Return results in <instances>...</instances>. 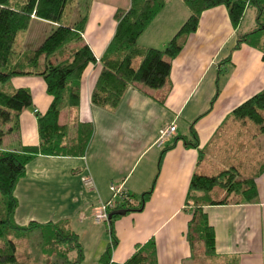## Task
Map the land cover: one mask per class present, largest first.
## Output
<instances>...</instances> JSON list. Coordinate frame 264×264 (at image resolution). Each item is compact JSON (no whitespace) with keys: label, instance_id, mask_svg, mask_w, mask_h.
Instances as JSON below:
<instances>
[{"label":"crops","instance_id":"crops-1","mask_svg":"<svg viewBox=\"0 0 264 264\" xmlns=\"http://www.w3.org/2000/svg\"><path fill=\"white\" fill-rule=\"evenodd\" d=\"M130 6L131 0H89L88 12L73 19L87 17L83 39L98 62L82 75L79 106L63 110L59 121L70 125L72 135L77 123H91L93 135L82 156L39 154L27 165L15 189L14 222L65 223L80 235L82 264H99L112 236L109 223L96 222L94 215L112 199L111 184L124 188L137 207L142 194L152 189L142 209L114 221L118 244L111 262L123 263L139 246L154 241L158 264H264V162L253 170L256 125L247 123L242 133L246 124L233 115L238 105L264 89V51L247 43L237 46L245 34L239 32L242 23L234 28L226 7L218 6L203 12L198 30L182 38L183 49L173 59L165 86L134 83L117 107L96 105L92 92L102 70L99 61L116 32V11ZM189 13L184 0H166L139 43L164 49ZM11 79L17 80L16 89L28 88L35 103L34 109L21 112L20 129L5 135L0 147L20 151L39 145L38 113H46L52 96L41 76ZM171 124L176 132L161 139V129ZM192 141L197 146L187 145ZM229 169L254 178L256 199L222 186L211 191L217 199L208 192L189 197L195 173L212 176ZM83 176H91L94 186H86ZM224 198L226 203L211 202ZM197 203L214 228L210 255L204 243L192 247L187 237Z\"/></svg>","mask_w":264,"mask_h":264},{"label":"trees","instance_id":"trees-1","mask_svg":"<svg viewBox=\"0 0 264 264\" xmlns=\"http://www.w3.org/2000/svg\"><path fill=\"white\" fill-rule=\"evenodd\" d=\"M79 0H0V82L7 83L20 75H36L44 78L47 92L52 96L46 113L38 111L39 145L24 146L20 151L0 148V264H25L20 260L19 243L38 238L41 252L48 255V264H82L84 250L80 235L65 223L31 222L21 226L14 222L18 206L15 189L26 174L27 165L39 154L51 156H82L86 153L93 135L91 123H77L72 135L70 125L59 121L65 109L77 108L81 100V78L90 64L98 62L83 33L87 17L73 22L72 16ZM190 15L174 38L164 49L143 46L139 37L154 18L163 10L166 0H131L129 9L118 8L115 14L117 28L108 48L100 59L102 70L92 92L96 105L115 108L126 90L134 83L158 89L165 86L172 69L173 59L183 49L182 38L198 30L203 12L226 7L231 23L238 28L250 7L256 10V25L241 35L237 46L247 43L264 49V0H184ZM34 18L49 21L56 26L35 49L22 51L17 46ZM137 60L139 63L136 64ZM216 97L214 98V100ZM213 100V103H214ZM33 105V95L28 88L9 91L0 88V147L5 135L20 129L21 112ZM236 119L252 120L264 133V89L238 105L233 110ZM197 140L196 131L191 130ZM197 146V141L186 142ZM232 169L217 175L195 173L190 185V198L198 192L210 193L222 186L228 193L241 192L250 199L258 196L254 178L235 179ZM153 190L142 194L139 207L133 197H115L109 208V223L112 243L102 255L99 264H158L154 241L139 246L123 263L111 262L112 253L118 244L114 221L124 213L140 210ZM213 204L227 202L212 200ZM188 240L192 247L204 243L207 254L215 251V232L207 213L197 203L188 224ZM38 248V247H37Z\"/></svg>","mask_w":264,"mask_h":264},{"label":"rangeland","instance_id":"rangeland-1","mask_svg":"<svg viewBox=\"0 0 264 264\" xmlns=\"http://www.w3.org/2000/svg\"><path fill=\"white\" fill-rule=\"evenodd\" d=\"M89 0H79L77 4V8L74 11V14L72 16L73 19H77L82 15L83 13H87L89 9ZM177 8V4L174 5L172 10H175ZM190 15V13H189ZM189 17V16H188ZM187 17V18H188ZM187 20V19H186ZM185 20V21H186ZM185 23V22H184ZM183 23V24H184ZM182 24V25H183ZM256 25V10L253 7H250L246 10L245 18L241 24L240 27V33H246L248 31H251L253 27ZM182 27V26H181ZM54 28V25L49 22L42 19H34L31 22V25L25 35L21 37L17 43V46L22 51L29 50V49H35L37 48L43 40L52 32ZM180 30V28H179ZM178 30V31H179ZM177 31V32H178ZM175 32V33H177ZM264 51V49H262ZM17 80L10 79L6 84L1 82V84L4 86L5 89L7 88L9 91H13L16 89L15 83ZM35 107V103L31 107H28L27 109L32 110ZM240 122H244L246 124V127L243 128L244 130L247 128V123L253 125L255 124L252 120H239ZM256 125V135L254 137L255 139V159L253 162V170L255 169V172H257L261 165H263L264 162V133H261L259 126ZM168 127V126H167ZM251 131V130H250ZM247 130H245L242 133H246ZM251 133V132H250ZM263 134V135H261ZM261 135V136H260ZM9 139V138H8ZM250 168V169H252ZM235 179H245L242 177H239L236 175ZM221 187L220 185L218 188ZM217 193L211 192L209 193L208 197H212L217 199L218 196H216ZM38 244V238H33L29 242L22 241L19 243V255L20 260L24 262L25 264H48L49 260L48 255H44L46 253L41 252L39 245L37 247H34Z\"/></svg>","mask_w":264,"mask_h":264},{"label":"built area","instance_id":"built-area-1","mask_svg":"<svg viewBox=\"0 0 264 264\" xmlns=\"http://www.w3.org/2000/svg\"><path fill=\"white\" fill-rule=\"evenodd\" d=\"M176 130H177V127L175 124H171L168 127L161 129L160 131L161 139H163L164 137L170 136L171 134L175 133ZM82 181L88 187L94 186V180L91 176H83ZM111 190L113 191L112 199L115 197L127 198V194L124 188L118 187L115 184H111ZM111 200L108 201L107 203L102 204L96 210V213L94 215L96 222H106L109 219V208L112 207Z\"/></svg>","mask_w":264,"mask_h":264},{"label":"water","instance_id":"water-1","mask_svg":"<svg viewBox=\"0 0 264 264\" xmlns=\"http://www.w3.org/2000/svg\"><path fill=\"white\" fill-rule=\"evenodd\" d=\"M122 213H124V212H122Z\"/></svg>","mask_w":264,"mask_h":264}]
</instances>
